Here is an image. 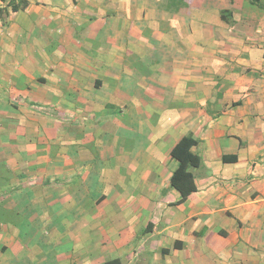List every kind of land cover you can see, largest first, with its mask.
Wrapping results in <instances>:
<instances>
[{"label":"crops","instance_id":"obj_1","mask_svg":"<svg viewBox=\"0 0 264 264\" xmlns=\"http://www.w3.org/2000/svg\"><path fill=\"white\" fill-rule=\"evenodd\" d=\"M177 3L0 0V264H264V0Z\"/></svg>","mask_w":264,"mask_h":264},{"label":"trees","instance_id":"obj_2","mask_svg":"<svg viewBox=\"0 0 264 264\" xmlns=\"http://www.w3.org/2000/svg\"><path fill=\"white\" fill-rule=\"evenodd\" d=\"M178 0H170L174 5L178 4ZM181 1V0H180ZM185 1V0H182ZM258 1V0H256ZM13 9L17 10L18 6L13 1ZM222 17L229 23H232V11L230 9L221 10ZM198 144V140L192 135L183 136L171 150V155L179 161V165L171 177L173 187L180 190L182 197L180 202L196 190L195 178L192 168L201 164V156L193 152V147ZM235 159V156L225 157V159ZM107 262L106 264H111Z\"/></svg>","mask_w":264,"mask_h":264}]
</instances>
